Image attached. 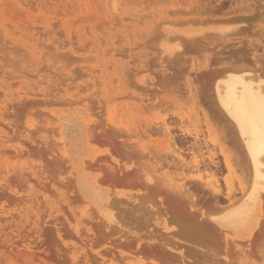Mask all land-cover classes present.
I'll use <instances>...</instances> for the list:
<instances>
[{
	"label": "rangeland",
	"instance_id": "rangeland-1",
	"mask_svg": "<svg viewBox=\"0 0 264 264\" xmlns=\"http://www.w3.org/2000/svg\"><path fill=\"white\" fill-rule=\"evenodd\" d=\"M251 55L264 62V0H0V264H186L151 234L175 230L176 187L204 216L238 194L246 162L211 74ZM94 181L116 205L88 196ZM261 201L249 234L219 229L228 254L193 264H240L241 248L259 264Z\"/></svg>",
	"mask_w": 264,
	"mask_h": 264
},
{
	"label": "bare ground",
	"instance_id": "bare-ground-1",
	"mask_svg": "<svg viewBox=\"0 0 264 264\" xmlns=\"http://www.w3.org/2000/svg\"><path fill=\"white\" fill-rule=\"evenodd\" d=\"M238 6V5H237ZM243 7V6H242ZM255 7V6H254ZM233 9V8H232ZM240 9V8H239ZM254 9V8H253ZM254 11V10H253ZM252 15V13H251ZM250 15V16H251ZM243 18V17H241ZM240 18V19H241ZM162 22V21H161ZM131 23V22H130ZM160 23V22H159ZM132 27V26H131ZM127 29V28H126ZM131 29V28H129ZM194 39V38H193ZM196 39V38H195ZM194 39V40H195ZM188 41H191V40H188ZM198 41V40H197ZM196 41V42H197ZM195 41H193V44L196 43ZM192 43V42H191ZM198 43V42H197ZM189 44V43H188ZM210 44V43H209ZM197 45V44H196ZM201 44L199 43L197 46H200ZM192 46V45H191ZM194 46V45H193ZM234 53V52H233ZM238 53V52H237ZM242 53V52H241ZM215 54V53H214ZM254 55V54H253ZM251 55V56H253ZM216 56V55H215ZM238 56V55H237ZM236 56V57H237ZM239 56H242L239 54ZM254 59H253V64H251L252 68H248V70H244L243 68H246V66L243 67V65H241V68L239 66V64L237 63L236 65L234 64L233 65V61H232V64H229L227 66L223 65V70H220L218 72L214 71H210L212 72V76L214 75V77L216 78V76H218V78L215 80L214 77H212L215 82H214V89H213V93L215 95V102L213 100L215 107H218L219 108V113L221 111V113L224 115L222 117H220L221 119L224 118L226 120H222L223 122L224 121H227L229 120L228 123H230L229 127H231L232 130V134L233 132L235 133L233 135V137L235 138L236 142H237V145H238V148H239V153L243 155L244 158H241V160H245L246 162V165H245V169L247 168V171L245 170L246 174L244 176L247 175V177H243L244 179H242V181H240L241 178H239V181H238V188H237V195L234 191V193L232 192L233 190H229V192L232 193H225L227 194V198L225 197V202H223V200L221 201V203L218 202V199H216L217 197H215V194L214 196H211V199L210 197H205V198H208L210 199L209 201L207 199H205L206 201H208L209 205H212V207H210V209H216L217 210V214L216 215H205V212H203L201 209V207H198V202L195 203V197H194V194L192 193V191H188V194L185 193V191L183 192V190H180L181 192H183V196H180L182 195L181 192H177L175 194H180L178 195L179 196V200L177 201L178 197H176V200L174 199L175 197V194L174 192L176 191V188L175 191L173 192L172 195H174L172 197V195L170 196V198L172 197L176 203L175 205V202L173 201V199H171L172 201H168L166 202L167 204V207L171 205V208H169L170 211H162V210H159V211H162L163 212H167L169 215V217L167 218L169 220V218H171L172 220H169L170 222L172 223H176V226L175 227V230L173 231H170L172 234L168 235L170 232H167V233H161L162 231H160V233L158 232H154L153 234H151V240L153 241L152 238H154L156 240V238L159 240L157 241H153V245L151 243L148 242V247H150L149 245L151 244V246L155 247V248H158L159 251H162L161 254H165V255H168V256H171V257H174V258H177L179 260H184L186 262V264H193V263H198L201 261V259H205L206 261H212V260H215L216 257H217V253L214 252V249L215 248H218V254L220 253H226L225 251L222 252L221 250L224 249L229 251V246L231 245H228L229 241L227 239V236H223L225 239L224 241V246L222 247V249H220L219 247H221L219 245V247L217 246V244H219V240L222 239V236H221V231L223 230V232H226L229 231L230 233H235V232H240V231H243L244 230H249L248 234L250 233L251 229H252V225L254 224H258L257 221H258V218H257V210L262 206L261 204V200L264 198V154H262L261 150H260V147H259V136L257 135L256 137H253V135L251 134L252 133V130H251V127L246 125L245 127V131L248 133L247 135H245L244 133L241 132V125L240 123L237 121L236 118H234V115L233 113L236 111L235 109V106L233 105L232 106V109L231 111L229 110V107H227L226 105L229 104L233 98L235 97H238V96H241L245 93V85H250L251 86V90L254 91L255 93L257 94H260V95H264V84H262V81H264V62L261 61V57H256L253 56ZM256 57V58H255ZM264 57V55L262 56V58ZM243 58V57H242ZM219 59V58H218ZM247 59V58H246ZM234 60V59H233ZM238 61H240V59L237 58ZM243 60V59H242ZM260 60V61H259ZM264 61V58L262 59ZM231 61V60H230ZM248 61V60H247ZM218 62H221L220 59L219 61H217V64ZM227 63L229 61H226ZM235 62V61H234ZM242 62V61H241ZM244 62V61H243ZM251 62V61H250ZM209 63V62H208ZM211 63V62H210ZM216 63V61L214 62V64ZM220 64V63H219ZM218 64V65H219ZM241 64V63H240ZM208 65V64H207ZM206 65V66H207ZM211 65V64H209ZM216 66V64H215ZM214 66V67H215ZM220 66V65H219ZM208 69V67H206ZM247 69V68H246ZM209 72V71H208ZM210 74V73H209ZM167 75V74H165ZM164 75V76H165ZM167 77V76H166ZM165 77V78H166ZM213 80V81H214ZM213 83V82H212ZM211 83V84H212ZM213 85V84H212ZM49 95V94H47ZM52 95V94H51ZM55 97V96H54ZM57 97V96H56ZM122 97V96H120ZM124 98V97H123ZM32 99V98H31ZM37 99V98H36ZM45 99V98H44ZM50 99V98H48ZM57 99V98H55ZM35 100V98H34ZM40 100V99H39ZM71 100V99H70ZM42 101V100H40ZM61 101V100H60ZM55 102V101H54ZM38 103H41V102H38ZM53 103V102H52ZM64 103V101H63ZM112 103V102H111ZM36 104V103H35ZM43 104V103H42ZM49 104V103H48ZM67 104V103H66ZM12 105V104H11ZM19 105V104H18ZM211 105V103H210ZM10 107V105H9ZM26 107V106H25ZM28 107V106H27ZM26 107V108H27ZM213 107V106H212ZM23 107L21 108H18V109H22ZM217 109V108H216ZM215 110V109H214ZM9 111V110H8ZM24 111V110H23ZM215 112V111H214ZM12 113V112H11ZM105 113V111H104ZM13 114V113H12ZM15 114V113H14ZM221 114V115H222ZM10 115V114H8ZM50 115V114H49ZM104 115V114H103ZM101 116V115H100ZM216 117V116H215ZM55 119V117H54ZM56 120V119H55ZM105 120V118H104ZM108 120L112 123V124H115V121L112 119V118H108ZM101 121V120H100ZM45 122V121H43ZM119 122V121H118ZM220 122V121H219ZM46 123V122H45ZM108 123V122H107ZM226 123V122H225ZM224 123V124H225ZM44 124V123H43ZM120 124V123H119ZM119 124H117L116 126H118ZM123 124V123H122ZM121 124V125H122ZM146 124V123H145ZM222 124V123H221ZM227 125V123H226ZM226 125H225V128H226ZM44 126V125H43ZM109 126V125H108ZM125 126V125H124ZM128 126V125H127ZM126 126V128H127ZM146 126V125H145ZM222 126V125H221ZM92 127V126H91ZM112 127V125H111ZM142 127V126H141ZM228 127V126H227ZM121 128V127H120ZM125 128V127H124ZM124 128H123V131H124ZM44 129V128H42ZM41 129V130H42ZM47 129V128H46ZM113 129V128H112ZM115 129V128H114ZM119 129V128H118ZM128 129V128H127ZM126 129V130H127ZM224 129V128H223ZM227 129V128H226ZM53 131V130H52ZM55 131V130H54ZM115 132V130H113ZM122 131V130H121ZM226 131V130H225ZM228 131V130H227ZM57 132V130L55 131V133ZM117 132V131H116ZM125 132V131H124ZM144 132V131H143ZM231 132V131H230ZM229 132V133H230ZM118 133V132H117ZM122 133V132H121ZM145 133V132H144ZM119 134V133H118ZM230 134V135H232ZM58 135V134H57ZM128 135V134H127ZM5 136V135H4ZM112 136V135H111ZM121 137V136H120ZM130 137V136H129ZM116 138V137H115ZM124 138V137H123ZM233 138V139H234ZM131 140V139H130ZM141 140V139H140ZM128 141V140H127ZM229 141V140H228ZM227 141V142H228ZM231 141V140H230ZM138 141H136L137 143ZM140 142V141H139ZM127 143V142H126ZM132 143V142H130ZM61 144V143H60ZM128 145V144H127ZM133 146V145H131ZM125 148V145L123 146ZM121 148H122V145H121ZM236 148V147H235ZM18 149V148H16ZM20 150V149H19ZM123 153L126 154V151ZM129 155V154H128ZM239 155V154H238ZM107 156V155H106ZM241 156V155H240ZM231 159V158H230ZM240 160V159H239ZM242 160V162H243ZM87 161V160H86ZM113 164V163H112ZM120 164V163H119ZM90 165V164H89ZM122 165V164H121ZM230 165V164H229ZM242 165V163H241ZM240 165V166H241ZM86 166V165H85ZM88 167H91V166H88ZM112 167V166H111ZM120 167V166H118ZM121 168V167H120ZM162 168V167H161ZM116 169V168H115ZM243 169V167H242ZM109 170V169H108ZM114 170V169H113ZM241 170V169H240ZM111 171V170H109ZM244 171V170H243ZM102 172V171H101ZM127 172V171H126ZM242 172V171H241ZM244 172V173H245ZM241 175V174H240ZM243 175V174H242ZM39 176V175H38ZM163 176V175H162ZM165 177V176H164ZM163 177V180L162 179H158L159 181H164L165 178L167 179V177L164 178ZM203 177V176H202ZM173 179V178H172ZM71 180V179H70ZM121 180V179H120ZM169 180V179H168ZM171 180V179H170ZM211 180V179H210ZM103 181V180H102ZM167 181V180H166ZM173 181V180H172ZM216 181V180H214ZM213 181V182H214ZM77 182V181H76ZM175 183V181H173ZM196 182V181H195ZM213 182H206V184L204 183H201V186L203 185H206L207 186V190H209L210 188H212L211 190H213L215 193L219 192V188H218V185H216L217 182L213 183ZM233 182V181H232ZM97 182L94 181L92 183V185L87 188L86 186V189L89 191V195L91 197V199L94 201V202H99L101 196L103 195L104 196V200H105V206H114L116 205V201H118L117 199L118 198H113L111 197L110 198V195L111 193L107 190H104L103 187L101 188L99 185L96 184ZM162 183V182H161ZM168 182H166L167 184ZM174 183H171V184H174ZM155 184V183H153ZM152 184V185H153ZM169 184V183H168ZM175 184H178V183H175ZM192 184V183H191ZM180 185V184H179ZM210 187H209V186ZM176 186V185H175ZM183 186V185H182ZM189 186V185H188ZM205 186V187H206ZM151 187V186H150ZM157 187V186H156ZM185 187V186H184ZM204 187V188H205ZM209 187V188H208ZM81 188L82 186H80V188L78 187V189L80 190L81 192ZM163 188V187H162ZM161 188V189H162ZM171 188V187H170ZM179 188H183L181 187V185L179 186ZM192 188V187H191ZM231 188V187H230ZM229 188V189H230ZM74 189V188H73ZM91 189V190H90ZM153 189V187H152ZM167 189V188H166ZM172 189V188H171ZM190 189V188H188ZM206 189V188H205ZM149 190V189H148ZM146 190V191H148ZM169 190V189H168ZM211 190H209V192H211ZM77 191V190H76ZM113 191V190H112ZM171 191V190H170ZM173 191V190H172ZM228 191V190H227ZM103 192V193H102ZM118 193H114V195H117ZM169 194V193H168ZM210 194V193H209ZM212 194V193H211ZM220 194V193H219ZM223 194V192H222ZM224 194V195H225ZM234 194V195H233ZM78 195V194H77ZM187 195V196H186ZM213 195V194H212ZM169 196V195H168ZM187 198L185 199L184 198ZM209 196V195H208ZM215 198L214 201L212 200V198ZM224 197V196H223ZM78 198L79 195H78ZM111 200H110V199ZM121 199V197H119ZM180 198H183V200ZM81 199V198H80ZM124 199V198H123ZM122 199V201H123ZM142 199V198H141ZM146 199V198H145ZM148 199V198H147ZM220 199V198H219ZM32 200H33V197H32ZM139 200V198H138ZM185 200V202H183ZM126 201V200H125ZM182 201V202H181ZM188 201V202H187ZM34 202V201H33ZM102 202V201H101ZM127 202V201H126ZM170 202V203H168ZM174 202V203H172ZM181 202V205H178L180 204ZM187 202V203H186ZM223 202V204H222ZM118 203V202H117ZM123 203V202H122ZM129 203V202H128ZM142 202L141 200L139 201V204H135L132 208V211L130 214H131V217H136L137 215L134 214V212H138L139 209H142L143 206L140 205ZM144 203V202H143ZM35 204V203H34ZM130 204V203H129ZM170 204V205H168ZM197 204V205H196ZM104 205V203H103ZM173 205V206H172ZM186 205V206H184ZM197 208H196V206ZM216 205V206H214ZM166 206V205H165ZM183 206V207H182ZM214 206V207H213ZM123 207V206H122ZM128 207V206H127ZM184 207H189L190 209L187 210V208H184ZM114 208V207H113ZM126 208V207H125ZM165 208L164 210H166L167 208L166 207H163ZM129 209V208H128ZM127 209V210H128ZM257 209V210H256ZM168 210V209H167ZM256 211V212H255ZM139 212H142V211H139ZM255 212V213H254ZM152 213V212H151ZM164 213V214H165ZM129 214V215H130ZM163 214V215H164ZM147 215V214H146ZM152 216V214H151ZM138 217L140 219H142L143 217H146L145 214H139ZM259 217V216H258ZM138 218V220H139ZM135 219V218H133ZM137 219V217H136ZM146 218L140 220V221H144ZM148 220V219H147ZM260 220V219H259ZM114 221V219H113ZM146 221V220H145ZM117 223V221H115ZM102 223V222H101ZM168 223V222H167ZM168 225V224H167ZM264 225V224H263ZM114 226V225H113ZM260 227V226H259ZM165 228V227H164ZM264 228V227H262ZM114 229V228H113ZM221 231H220V230ZM157 230V229H156ZM118 231V230H117ZM124 232V230H122ZM120 233L121 235L120 236H125L123 235L124 233ZM246 232V233H247ZM245 233V234H246ZM83 234V233H82ZM167 234V235H165ZM246 234V235H248ZM81 235V234H79ZM86 235V234H85ZM89 235V234H88ZM223 235V234H222ZM264 235V234H263ZM221 238H220V237ZM245 236V235H244ZM21 237V236H20ZM95 238V236H94ZM126 238V237H124ZM261 238V237H260ZM24 240H27L26 238H24ZM127 240V239H125ZM150 240V238H149ZM150 240V241H151ZM222 241V242H223ZM260 241V240H259ZM161 242V243H159ZM237 242V241H236ZM264 242V241H263ZM221 243V242H220ZM261 243V242H260ZM87 244V242H86ZM230 244L231 241H230ZM144 245V244H143ZM234 245V244H233ZM240 245V244H239ZM264 245V244H263ZM258 246V245H257ZM146 247V246H145ZM233 248V246H232ZM260 248V247H259ZM153 249V248H152ZM238 252V256L237 258H239V263L240 264H249L248 262V255L249 253L241 248L240 249H237ZM158 251V252H159ZM221 251V252H219ZM261 251H264L263 249H260V252ZM228 254V253H226ZM225 254V255H226ZM261 254V257L260 259L261 262L259 264H264V253H259V255ZM228 256V255H227ZM81 256H79L80 258ZM6 258V257H4ZM95 259V258H94ZM79 260V259H78ZM97 260V259H95ZM223 260V259H222ZM98 261V260H97ZM105 261V260H104ZM225 260L222 261V263L224 262ZM231 260H228L227 262L225 261L226 264H230ZM251 263H253L251 261ZM250 263V264H251ZM132 264V263H130ZM137 264H144L142 262L140 263H137ZM233 264V263H232ZM255 264V263H254Z\"/></svg>",
	"mask_w": 264,
	"mask_h": 264
},
{
	"label": "snow or ice",
	"instance_id": "snow-or-ice-1",
	"mask_svg": "<svg viewBox=\"0 0 264 264\" xmlns=\"http://www.w3.org/2000/svg\"><path fill=\"white\" fill-rule=\"evenodd\" d=\"M233 105L236 109L233 115L241 125V132L247 135L245 127L250 126L253 137L259 136V147L264 154V95L255 93L250 85H245V93L233 98L226 106L231 111Z\"/></svg>",
	"mask_w": 264,
	"mask_h": 264
}]
</instances>
